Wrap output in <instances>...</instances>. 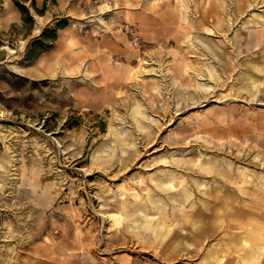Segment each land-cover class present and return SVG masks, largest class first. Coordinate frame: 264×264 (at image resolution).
Wrapping results in <instances>:
<instances>
[{"label": "rangeland", "instance_id": "374dc122", "mask_svg": "<svg viewBox=\"0 0 264 264\" xmlns=\"http://www.w3.org/2000/svg\"><path fill=\"white\" fill-rule=\"evenodd\" d=\"M184 1L0 0V264H264V225L199 241L157 186L215 162L264 201V0Z\"/></svg>", "mask_w": 264, "mask_h": 264}, {"label": "bare ground", "instance_id": "6f19581e", "mask_svg": "<svg viewBox=\"0 0 264 264\" xmlns=\"http://www.w3.org/2000/svg\"><path fill=\"white\" fill-rule=\"evenodd\" d=\"M181 2L183 4V7L185 8L184 13H186V11H188L189 6L184 0H181ZM251 6H253V4H251ZM236 10L239 13L244 12L245 11L244 3L238 2L236 4ZM212 12L213 10H211L207 14H204V18H207L208 21L213 20L215 25H219L220 20L218 19L216 20L214 15H211ZM216 55L218 56V54ZM214 75L216 74L214 73V68H212L211 78L214 77V79H216V76ZM198 76L199 75H197V77ZM247 79L249 81L250 79H252V76H248ZM259 88H260V84L257 83L255 80L252 81V87H251L252 92L255 89L258 90ZM235 98H238V97H235ZM140 115L144 116L142 112H138L139 117ZM139 117L136 119L137 124H138V127L143 129L144 126H143L142 120ZM196 167H199L198 169H196V172H198L199 174H203V175L213 174V177H214L213 179L215 180L214 183L217 182V180H220V182H222V185L215 187L214 185L209 186L207 184L205 187H201L199 183L193 182L192 180H188L190 179V176L188 173H186V176H183L184 175L183 174V175H177L176 177L175 176L165 177L164 183L165 185H168L166 186L168 188H164L161 185H157L160 189L164 190V192L167 194L170 192L179 191L177 184L182 185V189L186 192V196L183 201L185 203H188V206H190L189 204H191L190 209L188 208L186 210L187 213L183 216L184 218L183 224H185L188 228H190L189 233L193 235V231L197 229V231L194 233V236L198 238L199 241H202L206 239L209 235L216 233L220 228H223V229L232 228L230 225L225 224V222H222V224H220V221L225 216V217H229L231 220H236L237 221L236 228L243 230L242 233H236L235 235L236 237L240 238L241 237L240 234H246L247 237H249L250 239L255 238L256 241H258V239L260 238L261 230L259 234L258 229L250 230L248 229V226L251 224H253L254 226L264 225V201H261V200L254 201V197L250 196L249 193L243 190L244 188L243 186H241L242 184L239 186L241 182L240 177L233 176L234 177V180H233L232 175L230 174V171L225 172L226 170L221 169L222 164L219 165L218 163H215V162L213 163L212 162L211 163L201 162L199 164H196ZM217 175H219V177L221 178L217 177ZM170 178L171 180H168ZM243 182H246V180H243ZM250 183L254 185V182H250ZM185 187H188V188H185ZM257 187L260 189H264V183L263 182L258 183ZM233 188L237 191V195L240 198H237V200L236 199H232V200L224 199L222 194L230 192ZM196 190L200 191L201 193L209 197L208 198L209 204H206L204 206L202 205L197 206V204L192 203L191 198H192L193 193L196 192ZM154 192L157 194H161L157 190ZM244 195L250 197L251 204L249 205L244 204L245 199H246ZM152 198H153L152 195L145 196V197H142L140 201L138 202L128 203L127 209L131 211H135L138 209L141 210L143 207H149L152 201ZM255 200H258V199H255ZM221 209H222V213H221ZM252 210H254L255 212L254 211L251 212ZM241 215H246V219L244 220L241 219L240 218ZM194 217L197 219H194ZM218 219H221V220H218ZM148 228L149 230L153 232H159L161 229L159 225H156L154 222H150V221L148 222Z\"/></svg>", "mask_w": 264, "mask_h": 264}, {"label": "trees", "instance_id": "16d2710c", "mask_svg": "<svg viewBox=\"0 0 264 264\" xmlns=\"http://www.w3.org/2000/svg\"><path fill=\"white\" fill-rule=\"evenodd\" d=\"M23 10H25V9H23Z\"/></svg>", "mask_w": 264, "mask_h": 264}]
</instances>
